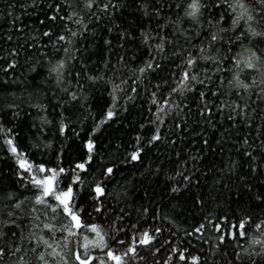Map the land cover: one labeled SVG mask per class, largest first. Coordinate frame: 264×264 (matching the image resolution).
<instances>
[{
	"label": "trees",
	"instance_id": "16d2710c",
	"mask_svg": "<svg viewBox=\"0 0 264 264\" xmlns=\"http://www.w3.org/2000/svg\"><path fill=\"white\" fill-rule=\"evenodd\" d=\"M112 2L120 7L109 15L94 8L92 11L100 15L99 20L93 17L89 23L85 16L88 31L74 39V47L79 49L74 52L76 59L68 62L63 81L57 84L49 69L66 58L62 50L58 51L61 45L55 39L56 35L66 33L65 22L59 17L55 23L47 19L54 14L50 5L59 4L61 16L72 8L83 16V0H0V124L12 129L17 148L27 154L30 162L43 163L48 168L71 169L83 162L87 158L86 140L94 141L93 159L86 165L87 171L79 173L83 185H73V203L84 209L80 213L82 222L97 224L117 254L126 251L133 237L136 238L137 258L129 260V264H167L176 247L187 249L186 256L188 253L199 256V264H249L244 250L258 251V245L249 248L250 240L264 233V228L257 231L254 226L264 220V202L255 198L264 193V99H258L260 86L247 91L232 87L228 83L231 75L225 71L214 74L212 84L196 85L193 92L173 93L181 72L178 67L181 59L173 53L188 48V44L179 33L173 34L169 22L183 16L187 0ZM66 4L72 8L65 7ZM218 12L225 14L227 27L231 13L226 8L213 9V16ZM66 23L74 31H83L70 21ZM183 26L190 28L187 21ZM49 28L55 34L51 38L42 35ZM142 31L152 34L147 44ZM120 32L128 35L121 38ZM157 32L175 41L166 45L162 54L155 49L159 43ZM105 40L112 41L111 47ZM244 44L257 50L264 48L256 39L245 40ZM239 52L241 48L234 47L230 55ZM153 56L160 68L141 74L138 69ZM13 62L14 68H9ZM33 67L36 71H32ZM200 67L211 69V65L203 63ZM230 67L226 62L224 68ZM255 75L259 80V74ZM90 76L99 78L91 80ZM217 76L223 78L222 87ZM241 79L251 82L247 73H242ZM65 88L69 93L76 92L78 100L71 101L70 95L62 91ZM218 90L223 94L211 95ZM199 91L206 92L205 101L212 107L210 119L208 114H202ZM233 102L248 104L247 122L234 112L230 120L231 109L219 108L222 103ZM109 109L115 115L101 124ZM62 116L69 126L63 134L59 132ZM157 130L161 138L149 143ZM245 138L249 141L247 145L243 143ZM4 139L0 134V210L7 203L4 196L8 192L28 197L22 211L16 213L20 218L17 222H23L27 236L32 228L29 217L33 215L34 201L32 193L20 186L16 177L18 165L7 151ZM138 148L143 149L140 159L131 161V153ZM246 152L256 159L251 160ZM107 167L114 169L111 176L104 174ZM67 182L62 178V185ZM96 183L105 190L98 201L92 192ZM174 187L179 191L172 192ZM96 207L102 211L97 213ZM36 208L37 214L43 212L42 206ZM246 214L253 217V224L245 227L246 235L235 240L227 235L220 243L219 236L231 231L230 223ZM41 220L52 223L57 229L55 239H62L58 230L67 223L64 215L57 213L53 217L49 213L47 217L41 216ZM200 224H205V229L194 233L193 229ZM213 224L221 231H216ZM157 228L161 229L159 233L155 231ZM145 231L156 237L148 246L138 243ZM36 234L48 238L47 230L42 233L36 230ZM84 236L95 238L94 233L82 229L79 243H83ZM11 243L10 233L0 240V244ZM77 246V238H72L68 247L75 250ZM24 247L27 250L30 245L25 243ZM65 254L71 261V252L65 250ZM91 254L102 256L103 252L93 250ZM25 259L33 260L32 253L28 252ZM251 259L255 264H264V258L255 254ZM0 264L18 261L16 257L5 256ZM170 264L184 262L174 257ZM187 264H192L190 257Z\"/></svg>",
	"mask_w": 264,
	"mask_h": 264
},
{
	"label": "snow or ice",
	"instance_id": "6c2138e0",
	"mask_svg": "<svg viewBox=\"0 0 264 264\" xmlns=\"http://www.w3.org/2000/svg\"><path fill=\"white\" fill-rule=\"evenodd\" d=\"M53 10V15L47 17V19L55 23L59 19L64 23V32L66 34L56 35L55 39L61 48L58 51H63L65 54L64 59L58 60L49 69V75L55 74L56 83L60 84L63 81L64 73L67 69L68 62L75 60L76 56L74 52L79 51L74 47V39L78 36H83L84 32L88 31V24L85 23V16L88 17V22H92V18L96 20L100 19V15L97 12H93L94 8L99 9V12L107 16L110 12L117 10L120 5L113 3L112 0L102 2V0H83L81 11L85 15H81L80 11L76 8H72L71 5H65V7L72 8V11L66 15L61 16V6L56 4L50 5ZM177 8L180 5H176ZM226 8L231 15L229 16L228 26H225V14L218 12L217 16H213V9ZM159 9L156 10V15H159ZM145 15L148 13L145 11ZM9 15H11L9 13ZM16 19H19L18 17ZM72 22L75 25L80 26L83 31H74L72 28L67 27L66 22ZM187 21L190 28H185L184 22ZM43 24L44 21H41ZM173 26V34L179 33L188 44V48L181 49L173 53V56L181 59V64L178 67L181 68L180 77L177 81L176 87L172 89L173 93L179 92H193L196 90V85L205 86L206 84H212V76L227 71L231 75V80L228 81L229 85L235 88H242L249 90L257 85L260 86V93L258 99H264V48L257 50L256 48L245 46V40L256 39L257 44H264V0H187L183 7V16H177L175 20L169 22ZM261 28L262 30H257ZM111 31V29H109ZM45 37H53L55 34L51 28L48 31L42 33ZM128 34L126 32H120L121 38H125ZM141 36L144 38V42L147 44L152 39V34L149 31H142ZM156 37L159 39V43L155 45L156 52L162 54L165 51L166 45L173 44L175 41L169 40L167 36L156 33ZM11 39V37H9ZM196 40L198 43H193ZM104 43L111 47L112 41L105 40ZM67 45V46H64ZM55 47V46H54ZM234 47H240L241 52L236 55H230ZM121 59H123L121 57ZM230 63L232 67L225 69V63ZM107 63V62H106ZM201 63L205 65H211V69L208 67L201 68ZM15 63H10L9 68H14ZM160 68V63L153 56L151 59L144 63L143 67H140L138 71L143 74L146 71H154ZM32 71H36L33 67ZM247 73L249 75L250 83L244 82L241 79V74ZM259 74L260 79L257 80ZM79 72L75 73L78 77ZM99 77L90 76L89 79L96 80ZM217 79L221 81V87L223 78L217 76ZM157 87H159L157 85ZM65 93L70 95L71 101H77L78 96L76 92H68V89H62ZM211 91V89H208ZM222 92L216 91L211 92V95L218 97L222 95ZM155 96V93H153ZM206 92L199 91L198 97L201 100L200 107L203 109L202 114H208V118H211L212 107H209L205 101ZM155 103V100L153 101ZM65 104L68 101L64 102ZM168 101L165 100L164 104ZM37 107L44 108L43 105H37ZM179 107V105H175ZM220 109L230 108L231 111L228 114V119H233L232 113L236 116H244L245 122H247L248 116L245 109L248 108V104L245 103L243 106L239 103L233 102L232 104L222 103L219 106ZM115 113L112 109L107 110L105 119L101 120L103 124L107 120L111 119ZM66 118L62 116L59 123V132L63 134L68 129V124L64 122ZM45 123L49 121L45 120ZM0 134L5 136L4 144L7 146V151L15 157V162L18 165L16 171V177L20 183L21 188L25 191L32 193V200L34 206L31 209L32 216L29 217V222L32 223V228L29 229L28 235H24L22 221L17 222L20 218L16 213L22 211V205L28 197L21 198L12 192H8L4 196V200L7 203L4 209L0 210V240L6 238L9 233L12 237L11 244H0V260H3L5 256L16 257L18 264H129V260L137 258L136 243L137 240L133 237L132 242L128 245L126 251L117 254L108 245L106 234H104L101 228L95 224H85L82 222L80 213L84 211L83 208H79L73 203L75 200V194L73 185H83L79 173L81 171H87L86 165L89 164L93 159V152L95 149L94 141L89 138L86 140L84 147L87 150V158L83 162H78L71 169H65L63 167L48 168L45 164L41 163L34 165L27 159V154L22 153L16 146L15 138L12 133V129H5L0 124ZM78 135V133H77ZM161 137L159 131L151 137L149 143L159 140ZM139 140V137L137 138ZM206 143V141H205ZM244 144H248L247 138L243 141ZM48 145H45L47 147ZM143 149L138 148L136 151L131 153V161H138ZM251 160H255L251 152H246ZM233 163L232 167H235ZM255 169H253L254 171ZM114 173L113 167H107L104 170V174L111 176ZM178 175H182L178 173ZM62 178L67 179V183L62 185ZM188 180V177H184ZM104 188L96 183L92 188L94 193V199L104 195ZM172 192H178V188H172ZM261 202H264V193L257 194L255 197ZM36 206H42L43 212L37 214ZM97 213L102 211L101 207L94 209ZM51 213L54 217L57 213L65 216L67 223L58 230L61 233V240L55 239L57 229L52 223L41 220V216L47 217ZM227 220V217H225ZM209 223H212L209 220ZM253 224V217L251 214H246L243 218H240L236 223H230L231 231L226 234L219 236L220 243H223L227 235H230L233 240L246 235V225ZM213 228L216 231H221L218 225L213 224ZM255 229L259 231L264 228V220H260L255 223ZM7 229V231H5ZM82 229L94 233L95 238L89 239L88 236L83 237V243H79V236ZM205 229V224H200L198 227L193 229L194 233H201ZM36 230L41 233L47 230L48 238L44 235H37ZM157 233L161 229L155 230ZM17 233L20 235L17 236ZM66 233V235H64ZM72 238H77V247L75 250L70 249L69 243ZM154 235H150L148 231L142 233L139 237L138 243L143 246H148L155 240ZM29 244L30 247L26 250L24 245ZM118 244H124V241H116ZM259 246V250L255 253L247 252L249 257V264H255V261L251 259L252 255L255 254L264 258V233H261L259 237H252L250 240L249 248L253 246ZM65 250L71 252V261L65 254ZM93 250H99L103 252L102 256L92 255ZM159 251V249H157ZM188 250H181L179 247L173 248V256L168 258L167 264H170L171 260L175 257L178 261H183L187 264L190 257L192 264H199L200 257L191 255L186 252ZM28 252L32 253L33 260H26L25 257ZM237 259L241 256L239 253L236 254Z\"/></svg>",
	"mask_w": 264,
	"mask_h": 264
}]
</instances>
